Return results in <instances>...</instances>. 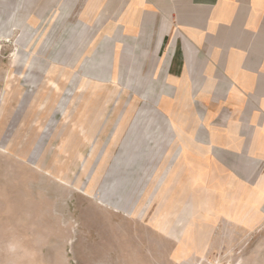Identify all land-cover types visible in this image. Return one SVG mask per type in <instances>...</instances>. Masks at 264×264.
Here are the masks:
<instances>
[{"label": "rangeland", "instance_id": "1", "mask_svg": "<svg viewBox=\"0 0 264 264\" xmlns=\"http://www.w3.org/2000/svg\"><path fill=\"white\" fill-rule=\"evenodd\" d=\"M86 12L0 0V264H264V223L207 200L252 196L207 169V107L177 104L167 52H130Z\"/></svg>", "mask_w": 264, "mask_h": 264}, {"label": "crops", "instance_id": "2", "mask_svg": "<svg viewBox=\"0 0 264 264\" xmlns=\"http://www.w3.org/2000/svg\"><path fill=\"white\" fill-rule=\"evenodd\" d=\"M71 1L99 30L110 28V39L132 41L130 52H167L163 72L177 104L189 112L194 103L207 107L205 137L217 153H207V169L252 194L240 190L236 211L223 192L207 200L216 199L237 228L255 232L264 223V0ZM247 200L254 202L249 212L240 204Z\"/></svg>", "mask_w": 264, "mask_h": 264}]
</instances>
